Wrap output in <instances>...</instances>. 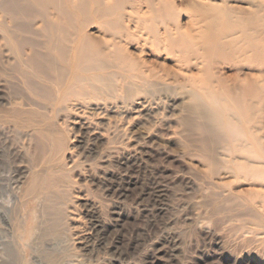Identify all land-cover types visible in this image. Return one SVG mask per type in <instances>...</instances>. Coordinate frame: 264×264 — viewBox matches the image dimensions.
Wrapping results in <instances>:
<instances>
[{
    "label": "rangeland",
    "instance_id": "obj_1",
    "mask_svg": "<svg viewBox=\"0 0 264 264\" xmlns=\"http://www.w3.org/2000/svg\"><path fill=\"white\" fill-rule=\"evenodd\" d=\"M171 2L169 19L131 23V36L121 40L134 58L113 61L110 70L121 74L113 75L111 85L89 86L85 97L70 104L72 110L60 111L56 121L66 140L53 153L47 149L39 166L31 146L17 154L16 130L7 132L8 139L0 136V174L24 167L19 174L25 177L9 187L0 181V212L17 224L16 232H6L0 220V264H264V60L251 67L241 57L213 65L236 88L241 86L232 79L235 74L252 73L256 92L247 123L230 102L214 95L221 92L205 83L202 72L195 75L202 59L176 50L169 40L188 26L199 44L224 35L236 43L249 23L240 12L260 9L252 28L257 40L258 31L264 37V0H233L252 7L237 9L225 26H208L193 0ZM205 14L213 23L216 13ZM98 29L90 27L96 34ZM113 41L106 36L111 51ZM9 56L0 51V64ZM12 77L0 69V81ZM215 109L223 112L215 130L227 137L216 144L214 158L205 148L212 133L199 134L194 123ZM52 143L48 140L47 147ZM54 163L60 170L52 172ZM33 174L56 178L52 191L62 226L54 232L49 229L53 215L43 216L45 201L26 195ZM8 199L13 210L2 204ZM21 218L29 222L31 236Z\"/></svg>",
    "mask_w": 264,
    "mask_h": 264
},
{
    "label": "bare ground",
    "instance_id": "obj_2",
    "mask_svg": "<svg viewBox=\"0 0 264 264\" xmlns=\"http://www.w3.org/2000/svg\"><path fill=\"white\" fill-rule=\"evenodd\" d=\"M231 2L193 0L192 5L204 14V20L209 24L208 26L216 23L225 26V23H229L228 19L233 13L240 12L237 9L252 7ZM128 5L130 6L129 11H127ZM171 5V0H159L158 2L156 0H0V51L2 57L6 55V51L10 55L8 63L5 64L2 61L0 69L4 74L12 73L13 76L6 82L0 81V100L4 102L3 108L0 109V136L8 139L7 132L16 130L21 144L19 150H16L17 154L28 153L31 146L37 158V161H33L34 166H39L38 159L46 154L47 149L48 152L53 153L62 147L66 140L61 125L56 121L60 111H68L70 108L72 110L73 107H70V104L75 105L85 97V91L89 86L94 87L97 83L111 85L113 75L121 74L119 71L110 70L113 61L127 62L134 58L123 49L121 40L131 36V23L139 22L140 18L144 21L147 18L169 19ZM142 6H146V9ZM205 11L216 13L211 19L213 23L210 22ZM259 12L260 9L249 11V14L244 11L240 12L242 21L249 23L244 26L245 33L242 40L236 43L227 41L228 36L224 35L206 37L205 41L199 44L188 26L185 34L180 32L181 34L173 35L171 32L172 39H169L170 44L176 50L190 51V55L194 58L202 59L200 63L203 64V68L199 69V63H196L198 71L195 75L198 76L202 72L201 77H204L205 83L213 86L214 92H221L214 95L230 102L234 114L247 123L253 117L254 105L251 103V98L256 92V82L253 80L252 73H245V78H239V74H235L232 79L241 86V88H236L228 83L230 82L229 77L216 73L213 65L220 59L241 57L245 60V64L251 67L259 60L261 62L264 60L262 32L258 31L255 34L258 37L257 40H252V36L257 32L252 31V28L257 26L255 22ZM94 25L99 27V34L90 30V27ZM181 30L182 28H179V31ZM156 34L158 35L157 32ZM166 34L170 35V32ZM106 36H111L114 40V51L106 46ZM200 45L203 46V50L198 47ZM144 62L143 60L138 63L140 71ZM8 64H10L9 67ZM146 76L151 77L152 75L146 74ZM213 82H217L218 88ZM131 83L129 82L128 88L134 87ZM6 85L9 88L8 92L5 90ZM222 114V111L215 109L209 115L201 116L205 121L200 124L194 123V128L198 133L200 132L199 134L212 133L205 142V148L212 153L211 157L214 158L217 150L216 144L227 137V133L215 130V120L217 121ZM4 123L13 124V128L8 127L7 129ZM48 140L53 141L51 149L46 145ZM28 142H30L29 145ZM50 168L52 172L60 170L55 163ZM20 172L23 174L24 167L15 169V174L12 172V174H0V181L9 187L11 183L25 178L24 175L19 174ZM1 173L4 172L1 171ZM51 176L33 174L25 192L28 197L42 198L45 201L43 216L48 213L53 215V222L51 221L49 229L54 232L62 226V209L56 206L59 203L58 197L52 191L56 178ZM5 199L7 201V198ZM8 201V203L4 201L5 204L2 203L5 210L13 208L14 202L11 203L13 200L8 199ZM21 210L23 211V208ZM0 217L5 224L6 232L15 231L14 226L17 224H12L6 211L5 213L0 212ZM20 220L26 225L27 232L29 231L28 236H31L29 222L23 218Z\"/></svg>",
    "mask_w": 264,
    "mask_h": 264
}]
</instances>
